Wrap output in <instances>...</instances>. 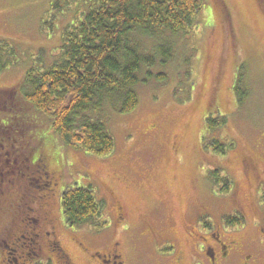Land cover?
Segmentation results:
<instances>
[{
    "label": "rangeland",
    "instance_id": "1",
    "mask_svg": "<svg viewBox=\"0 0 264 264\" xmlns=\"http://www.w3.org/2000/svg\"><path fill=\"white\" fill-rule=\"evenodd\" d=\"M54 1L0 0V41L16 47L13 62L0 65L1 90L19 88L31 67L55 60L63 32L80 9L72 0L69 7L60 0V8L53 10ZM204 3L193 36L172 38L175 55L166 67L168 81L140 84L139 105L132 112L105 107L101 117L116 141L109 155L66 145L52 130L49 117L17 95L11 120L28 124L25 143L29 141L31 148L26 151L27 165L15 164L1 175L0 264H65L50 240L65 250L70 264H102L99 256L116 243L126 264H157L161 258L156 253L175 254L170 243L178 245L180 262L167 264H194L195 246L188 230L196 227L199 202L210 210L202 218L216 220L222 210L232 213L244 207L247 218L239 236L247 241L261 236L264 0ZM141 40L151 50L154 42ZM209 115L224 116L225 123L207 133ZM8 116L0 112L1 120ZM216 140L232 146L222 154L215 148ZM41 151L48 176L36 165L40 162L32 163ZM216 170L231 181L228 192L220 190L223 182L214 185ZM75 183L91 184L105 202L107 226L67 224L61 196ZM43 215L47 221L40 220ZM150 226L162 237L147 235ZM36 241L42 250L34 255Z\"/></svg>",
    "mask_w": 264,
    "mask_h": 264
},
{
    "label": "trees",
    "instance_id": "2",
    "mask_svg": "<svg viewBox=\"0 0 264 264\" xmlns=\"http://www.w3.org/2000/svg\"><path fill=\"white\" fill-rule=\"evenodd\" d=\"M72 1L80 9L79 16L63 32V43L52 64L31 67L19 88L0 89V112H9L6 119H0V182L1 175L12 171L15 164H28V124L24 121L16 125L11 120L19 93L25 102L49 117L52 130L66 145L97 156L109 155L114 152L116 141L107 120L101 117L105 107L119 113L132 112L139 105L140 84L168 81L166 67L175 55L172 38L193 36L192 30L198 27L205 5L204 0ZM61 3L55 0L53 10L60 8ZM64 3L69 7L71 1ZM47 23L49 20L44 24ZM143 37L154 42L151 50L143 47ZM15 48L11 42L0 41L3 68L13 62ZM223 117H206V132L222 126ZM231 146L227 141H215L217 152L222 154ZM215 173L214 185L223 182L220 190L228 192L229 178L220 176L219 170ZM261 199L264 204V189ZM61 202L71 227L102 229L109 224L104 214L105 202L96 196L91 184L66 187ZM240 221L228 220L232 224ZM52 248L63 262L68 261L58 244Z\"/></svg>",
    "mask_w": 264,
    "mask_h": 264
},
{
    "label": "flooded vegetation",
    "instance_id": "3",
    "mask_svg": "<svg viewBox=\"0 0 264 264\" xmlns=\"http://www.w3.org/2000/svg\"><path fill=\"white\" fill-rule=\"evenodd\" d=\"M44 152H39V154L33 157L32 163L40 166L46 176L49 175L50 171L47 168V163L44 162L46 157ZM200 212L196 218V227L190 228L188 234L190 239L193 241L196 252V259L194 264H264V225L260 227L261 236L252 241L242 240L240 235V229L245 226V221L247 218L246 209L239 205V207L234 208L232 213L222 210L220 211L219 220L212 218H202L203 212L207 213L210 210L203 204L199 202L197 205ZM118 213L120 219L123 218L122 206H118ZM46 214V213H45ZM211 214V212H210ZM42 219L47 221V217L41 216ZM229 217L241 220L239 223H229ZM39 221V218H38ZM147 235L154 236L155 239L161 238L160 232L154 229L152 226L148 227ZM50 235V232H46ZM50 247H53L54 242L50 240ZM34 248L39 251L42 250V245L40 242L36 241L34 243ZM118 246V243H116ZM112 247L110 252L103 254L100 257L102 264H126L127 260L118 252V247ZM170 248L174 251V255H160L158 253L157 258H161V261L157 264H167L174 262H180V249L176 243H170ZM36 252V251H33ZM32 252V253H33ZM167 256V257H163ZM57 257L60 259V256ZM68 262L67 260L64 261ZM61 264V262L59 261ZM58 263V264H59ZM136 264V263H135ZM138 264V263H137Z\"/></svg>",
    "mask_w": 264,
    "mask_h": 264
}]
</instances>
